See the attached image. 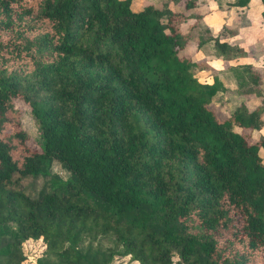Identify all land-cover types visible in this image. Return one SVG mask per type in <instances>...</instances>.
Returning <instances> with one entry per match:
<instances>
[{
  "label": "trees",
  "instance_id": "obj_1",
  "mask_svg": "<svg viewBox=\"0 0 264 264\" xmlns=\"http://www.w3.org/2000/svg\"><path fill=\"white\" fill-rule=\"evenodd\" d=\"M130 4L0 0V264H20L27 238L35 264L264 257L260 71L227 65L244 99L218 117L208 104L224 85L179 52L210 42L225 58L237 49L221 38L227 30L204 35L197 0ZM204 69L209 80L196 75ZM13 97L28 105L38 139L21 128ZM52 160L67 178L50 174ZM38 175L30 195L20 178Z\"/></svg>",
  "mask_w": 264,
  "mask_h": 264
},
{
  "label": "rangeland",
  "instance_id": "obj_2",
  "mask_svg": "<svg viewBox=\"0 0 264 264\" xmlns=\"http://www.w3.org/2000/svg\"><path fill=\"white\" fill-rule=\"evenodd\" d=\"M250 0V4L243 8L240 15L239 9L229 6L226 0H214L215 3L209 4V0H197L199 12L202 21L198 23L203 34H214L225 26L230 29L228 33L222 34V37L230 40L237 46L225 58H222L211 45L210 42L204 43L201 47L195 49L193 44H188L184 51L179 52L180 55H188L193 59L202 60L207 63L210 69H213L218 78L224 85V90L216 91L212 96L208 106L218 117L226 116L230 111L238 105L244 98L236 92V79L226 64H234L236 62H250L257 68L261 75L258 79V84L264 95V17L260 14L261 5ZM154 3L159 5L161 0H131L130 7L139 9L143 3ZM209 4V5H208ZM177 7H182V3L178 2ZM188 12V10H184ZM238 19V20H237ZM193 18H188L186 22H192ZM198 20V19H197ZM197 24V21H196ZM183 26L182 29H184ZM196 75L200 80H209L208 69L196 71ZM13 104L19 110V119L21 128L33 139H38L37 122L31 114L28 105L20 98L13 97ZM264 131V124L253 134L256 138ZM27 144L32 147V139L27 141ZM259 153L264 161V151L259 150ZM50 174L56 178L65 179L69 176V171L57 160H52ZM45 178L42 176H24L20 178L23 188L30 195H35L40 188ZM37 239V238H36ZM32 249L25 251L23 248L25 240L21 243V249L24 255L20 264L27 261V264H35V259L40 255L39 248L36 246L35 239L30 240ZM241 250V249H239ZM176 257H173L175 260ZM264 257L258 256L255 262L251 264H263ZM109 264H139L137 260L132 259L127 255H113Z\"/></svg>",
  "mask_w": 264,
  "mask_h": 264
},
{
  "label": "crops",
  "instance_id": "obj_3",
  "mask_svg": "<svg viewBox=\"0 0 264 264\" xmlns=\"http://www.w3.org/2000/svg\"><path fill=\"white\" fill-rule=\"evenodd\" d=\"M232 0H226V4L227 5H229V6H233L234 8H238L239 9V12H240V15H241V13L244 11L243 10V8L245 7V6H247L248 4H250V0H248L247 1V4L246 5H244V6H242V7H236V6H234V5H231L230 4V2H231ZM256 4H254L255 6L256 5H258V3L261 5V8H262V4H261V2H260V0H255L254 1ZM213 4V3H215L214 2V0H209V4ZM208 4V5H209ZM261 8H260V10H261ZM261 14V13H260ZM238 20V19H237ZM221 28H225L226 30H227V32L226 33H228L229 31H230V29L228 28V27H225V26H223V27H221ZM222 39H224V40H226V41H228L229 43H230V40H228L227 38H224V37H221ZM207 43V42H206ZM231 44H233V43H231ZM236 46V45H235ZM238 62H236V63H234V64H237ZM228 64H226V66H227ZM230 66H231V64H229ZM228 69H229V67H227ZM230 70V69H229ZM231 71V70H230ZM231 73H232V71H231ZM233 74V73H232ZM234 75V74H233ZM235 76V75H234ZM235 79H237L236 77H235ZM264 124V123H263ZM262 127V126H261ZM33 238H27L25 241H28V240H32Z\"/></svg>",
  "mask_w": 264,
  "mask_h": 264
}]
</instances>
